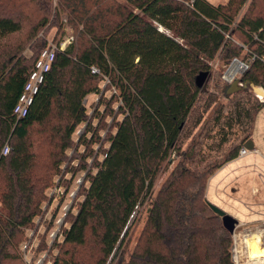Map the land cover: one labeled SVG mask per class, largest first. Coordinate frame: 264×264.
<instances>
[{
    "label": "trees",
    "instance_id": "1",
    "mask_svg": "<svg viewBox=\"0 0 264 264\" xmlns=\"http://www.w3.org/2000/svg\"><path fill=\"white\" fill-rule=\"evenodd\" d=\"M58 1L74 40L57 51L28 114L17 118L14 108L60 12L51 22L52 0H0V264L21 262L18 248L82 126L76 146L84 148L75 152L86 174L63 238L50 246L51 256L58 251L52 264H123L132 243L125 229L147 204L126 264H236L233 234L208 204V182L250 142L264 104L248 86L228 85L229 110L221 104L202 123L216 101L207 90L215 59L229 64L247 47L253 61L239 82L264 88V0H253L237 22L248 0ZM237 33L243 46L233 40ZM202 72H210L204 89L196 85ZM92 94L104 107L93 116L97 125L85 105ZM201 125L189 156L184 146Z\"/></svg>",
    "mask_w": 264,
    "mask_h": 264
},
{
    "label": "rangeland",
    "instance_id": "2",
    "mask_svg": "<svg viewBox=\"0 0 264 264\" xmlns=\"http://www.w3.org/2000/svg\"><path fill=\"white\" fill-rule=\"evenodd\" d=\"M118 2H124V0H117ZM213 4H224L227 2V0H208ZM253 0H248L247 3L242 7L236 22L239 21L243 15H245L249 9V6L251 5ZM56 12H60V19L59 24L60 26H54L50 27L47 30L46 38L47 43L49 44H56L59 42V40L68 35L73 36V30L72 27L68 25L67 22V15L66 13L61 12V7L58 0H52V17L51 22L54 18V15ZM236 26V23L233 27ZM48 27V26H47ZM257 38V36H255ZM234 42L239 45L243 46V39L242 37L237 33L233 37ZM249 50L247 47L244 48L242 55L237 60L245 65H247V68L243 70L242 72L239 70L235 73L233 78L229 77L231 68L235 64L234 60L229 63L225 64L220 59H215L211 62L212 66V77L209 80V83L207 85L208 93L215 96L216 99L213 107L209 112L205 115V118L203 120L202 125H204L212 116L214 113V110L219 107L221 104H225L226 106L225 110H229V100L225 97V88L228 85H231L234 80H238L241 78V76L244 74V72L248 69V67L252 64L253 58L248 56ZM26 54H30L29 52H26ZM263 87L259 85H251L248 86V89L250 93L254 96V98L258 99L259 102H262L264 104V96H261L257 93V89H261ZM264 89V88H263ZM264 91V90H263ZM106 96H110L109 92H106ZM101 95L92 94L89 95L85 100V105L88 109L89 119L91 118V121H94V125L98 124V119L93 120V116L96 113V110L103 111L104 107H99L97 104L100 101ZM116 108V106H115ZM108 123H111V119L107 118ZM202 125L195 131L194 135L187 141L186 145L184 146L183 152H187V155L192 156L195 152L193 141L198 137ZM255 130H254V140L257 143L256 148L258 149V154H252L249 155V157L253 158V164L254 169L257 168V172L262 174L263 173V167H264V106L261 108L255 122ZM84 126H82L77 133L74 136L75 143L77 145L79 137L82 135L84 131ZM106 130L103 131L102 134L105 133ZM88 136H90L88 134ZM234 139L231 141L233 143ZM73 147L71 150L67 151V160L65 161L64 165L62 166V171L60 175H57L54 178V186L50 189L48 192V199L46 200L43 211L41 215L36 219L35 224L32 228H29L26 231V240L25 242H22L18 248L19 254L21 257V262L18 264H52L53 259L52 257H55L58 254L57 250H53L52 256L50 253V246L53 244L54 240H62V230L66 227H68V224L66 226H63L64 224V217L69 212L71 205L73 203V200L75 199L76 190L78 188V185L82 184L84 176L86 174V171L81 169L83 167V159H81V156L79 153L75 152L76 146ZM84 146H78L77 151H80V153L83 151ZM205 149V148H204ZM228 149V148H226ZM207 152V150H205ZM208 154H211V156H216L218 153L215 150H212L210 152H207ZM173 160H177V156L174 154L172 156ZM85 163V162H84ZM93 160H90L88 163L89 167L92 165ZM176 161L169 165L167 172H161V174L158 176V179L155 183L152 195L149 197V201L154 200L162 182L165 180V178L168 176L169 172L175 167ZM231 166V165H230ZM230 166H225L224 168L220 169L218 172H216L208 182V188H207V201L219 208H221L223 211H225L228 215L229 213H233V209L231 205L233 204L229 203L228 196L231 194L232 190L229 187V180L228 173L231 172ZM263 166V167H262ZM74 172V180L72 179ZM61 177H64L62 181H60ZM71 180V187L70 192L67 194L65 185L69 183ZM62 183L61 186L59 184ZM65 183V184H64ZM82 200V197L78 198V201ZM221 201H225L224 203ZM77 202V201H76ZM149 204L145 205L142 209H140L139 214H135L133 218L131 219L129 223V231H131L132 234V243L128 248V251L125 255V261L123 264H126L128 257L130 253L132 252V249L136 243V239L140 235L146 221L147 217V208ZM73 213L76 212V204L72 207ZM56 218L55 224L53 223V219ZM260 228V227H259ZM132 229V230H131ZM255 230V229H254ZM246 231V230H245ZM241 229H236L233 234V240L234 245L238 251V257L237 261L238 264H264V257L258 258L256 256H253L249 252L248 247V241L247 239L250 238V236H246V232ZM248 231V230H247ZM259 243H262L264 246V238H262ZM235 251V250H233ZM235 253H233V259L236 263L235 259ZM251 259V260H250ZM23 261V262H22Z\"/></svg>",
    "mask_w": 264,
    "mask_h": 264
},
{
    "label": "crops",
    "instance_id": "3",
    "mask_svg": "<svg viewBox=\"0 0 264 264\" xmlns=\"http://www.w3.org/2000/svg\"><path fill=\"white\" fill-rule=\"evenodd\" d=\"M250 141L247 144L251 148L245 146L249 150L247 154L240 155L239 153L238 158L222 167L231 165V172L228 173L230 178L228 185L232 192L229 194L228 199L229 203L233 204V206L231 205L233 213L229 214L238 221L237 229L246 230V236H251L264 226V169L262 174L257 172V168L254 169L253 158L249 155L258 154V149L253 135ZM221 202L224 203L225 201Z\"/></svg>",
    "mask_w": 264,
    "mask_h": 264
},
{
    "label": "built area",
    "instance_id": "4",
    "mask_svg": "<svg viewBox=\"0 0 264 264\" xmlns=\"http://www.w3.org/2000/svg\"><path fill=\"white\" fill-rule=\"evenodd\" d=\"M73 40H74V37L72 35L64 36L59 40L58 43L49 44L47 48L42 52L14 108V114L17 116V118L25 117L28 114L29 108L32 105L36 94L38 93L41 84L44 82L46 74L49 72L52 63L55 60L57 51H64L73 42ZM241 68L242 69L240 71H243L245 70V68H247V65L242 64ZM92 71L93 73H99V71L96 68H92ZM261 99H264V98H261ZM9 151H10V148H9V145L7 144L3 148L2 153L6 155L9 153ZM248 152L249 150L244 147L241 149L240 155H245ZM237 228L238 227H236V229ZM260 232H263L264 234V226L262 227ZM233 250H235L234 252H236L235 259H236V264H238L237 257H238L239 251L235 247H233Z\"/></svg>",
    "mask_w": 264,
    "mask_h": 264
},
{
    "label": "water",
    "instance_id": "5",
    "mask_svg": "<svg viewBox=\"0 0 264 264\" xmlns=\"http://www.w3.org/2000/svg\"><path fill=\"white\" fill-rule=\"evenodd\" d=\"M235 63H241L239 62L237 59L234 60ZM243 64V63H241ZM242 72V71H241ZM209 76H210V72H202L200 73L197 77H196V85L201 88V89H204L206 87V84H207V81L209 79ZM252 84L249 83V82H246V83H240L239 82V79L238 80H234L232 82V84L230 85V91H234V90H238L242 87H247V86H251ZM251 142V141H250ZM247 148H251V146L249 147L248 144L245 145ZM209 206L210 208L219 216L222 217V221H223V224L225 226V228L232 234H234L235 232V228L238 224V221L233 218L231 215H228L225 211H223L221 208L209 203ZM129 225L126 227L125 229V232L126 230L128 229Z\"/></svg>",
    "mask_w": 264,
    "mask_h": 264
},
{
    "label": "bare ground",
    "instance_id": "6",
    "mask_svg": "<svg viewBox=\"0 0 264 264\" xmlns=\"http://www.w3.org/2000/svg\"><path fill=\"white\" fill-rule=\"evenodd\" d=\"M241 67H242L241 63H235L231 68L229 77L233 78L235 73L242 69ZM257 93L261 96H264V91L262 89H257ZM263 236H264L263 232L257 231L250 236L249 240H247L248 241L247 248H249L250 254L258 258L264 257V246L262 245V243H259V241L263 238Z\"/></svg>",
    "mask_w": 264,
    "mask_h": 264
}]
</instances>
